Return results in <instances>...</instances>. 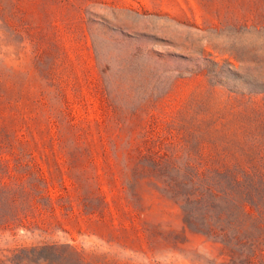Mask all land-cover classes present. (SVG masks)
<instances>
[{"label":"rangeland","instance_id":"374dc122","mask_svg":"<svg viewBox=\"0 0 264 264\" xmlns=\"http://www.w3.org/2000/svg\"><path fill=\"white\" fill-rule=\"evenodd\" d=\"M0 145V264L227 262L149 172L264 170V0H0Z\"/></svg>","mask_w":264,"mask_h":264},{"label":"trees","instance_id":"16d2710c","mask_svg":"<svg viewBox=\"0 0 264 264\" xmlns=\"http://www.w3.org/2000/svg\"><path fill=\"white\" fill-rule=\"evenodd\" d=\"M140 160L159 165L170 163L171 155H143ZM149 173L179 205L184 227L221 245L228 257L223 264H264V170L190 167ZM59 247L54 245L49 264H100L96 255L73 245H63L60 253Z\"/></svg>","mask_w":264,"mask_h":264}]
</instances>
